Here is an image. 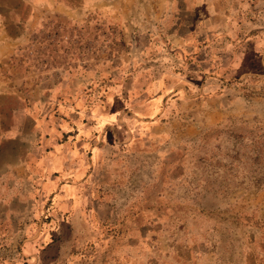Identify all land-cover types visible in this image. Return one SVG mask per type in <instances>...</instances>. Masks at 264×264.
<instances>
[{
    "label": "rangeland",
    "instance_id": "1",
    "mask_svg": "<svg viewBox=\"0 0 264 264\" xmlns=\"http://www.w3.org/2000/svg\"><path fill=\"white\" fill-rule=\"evenodd\" d=\"M121 3L124 20L118 19L119 25L136 24L145 32L148 23L161 24L166 0ZM208 4L218 13L219 23L231 18L233 9L241 8L245 14L242 20L250 25V32L244 35L250 34L251 42L245 47L242 64L250 76L243 82L246 86L239 103L221 111L219 102L217 112L213 101L233 97L207 90L210 83L233 84L236 75L223 77L224 63L211 73L209 67L200 66L202 74L200 68L194 74L195 67L188 61L187 68L177 62L170 64V82L162 85L160 81L164 88L154 105L157 113L161 101L165 109L162 114H149L147 108L157 97L149 95L140 101L139 111L133 109L123 116L127 120L138 117L139 123L133 129L115 130L132 139L118 144L114 151L131 156L99 160L89 198L101 206L91 207L87 213L107 219L91 222L95 237L78 242L70 233L61 232V219L53 223L48 218L55 210L52 198L35 186L37 201H43L28 215L38 218L30 223H12L9 240L0 236V264H29L36 258L41 264L69 263L83 258L77 249L87 248L102 249L110 257L121 251L132 252L138 264H264V0H208ZM150 14L157 18L149 19ZM120 29L114 21L105 23L97 18L66 21L48 17L16 57L17 66L25 73L26 87L32 91L28 97L47 93L59 84L80 85L83 76L92 79L88 74L99 71L105 60L136 55L126 39L138 34L145 43V38L141 32L124 33ZM259 35L258 56L254 50ZM142 53L139 46L137 54ZM145 72H140V81ZM102 83L87 79L88 87L75 105L65 107L70 102L66 97L60 99L57 150L91 141L90 137L75 138L74 126H83L82 122L91 127V136L103 134L94 111L101 106L108 113L115 112L111 108L114 101L109 100L110 87ZM140 83H136L138 90ZM170 90L172 94L162 104ZM132 99L134 95L129 93L115 105H132ZM159 124L164 126L157 127ZM83 147L88 150L89 146ZM106 152H113V147H107ZM35 230L41 232L39 237L47 233L46 238L26 241ZM29 247L36 249L34 257H27ZM129 257L123 256V262Z\"/></svg>",
    "mask_w": 264,
    "mask_h": 264
},
{
    "label": "crops",
    "instance_id": "2",
    "mask_svg": "<svg viewBox=\"0 0 264 264\" xmlns=\"http://www.w3.org/2000/svg\"><path fill=\"white\" fill-rule=\"evenodd\" d=\"M121 7V0H0V236L2 240H9L8 229L12 223H30V220L33 222L37 220L38 217L35 215H28L30 210L34 212L43 201L42 198L37 201L35 186H38L44 195L52 198L55 210L49 213L48 218L53 223L55 219H61V232L70 233V238L78 242L95 237L91 222L107 219V216L98 217L97 214L95 216L87 213V209L101 206V203L89 198L93 180L100 166L99 160L110 159L111 156H116L113 159L131 156L125 152L114 151L118 144H126L132 139L131 135L120 136L115 130L119 129L120 132L125 127L133 129L139 123L138 117L127 120L123 116L133 109L139 111L140 101L149 95H157L147 108L149 114L156 116L162 114L165 109L161 101L157 113L154 105L164 88L160 87V81L162 85L170 82L168 77L171 74L170 64L177 62L176 64L187 68L186 62H191L190 64L195 67L192 69L193 73L197 74L196 68L200 66L209 67L211 73L220 70V64L224 63L223 77L225 74L226 78L236 75L233 84L229 85L227 81L221 84L210 83L212 85L207 90L210 94L212 92L216 95L233 97L232 100L213 101L217 112L220 110L219 102L222 105L221 111L239 103V97L246 86L243 82L250 76V71L245 70L242 64L246 55L245 47L251 42L250 34L244 35L245 32H250V25L245 24V19L242 20L245 14L241 8L233 9L232 17L219 23V15L208 4V0H166L161 24L148 23L143 32L136 24L119 25L118 19L124 20L119 10ZM50 16L66 21H90L96 18L104 20L105 23L114 21L124 33L141 32V38H145L143 43L144 40L140 39L138 34L134 35V38L132 34L126 40L131 48L136 49V55L131 53L129 56H114L111 61L105 60L101 63L99 71L88 74L94 81H103L102 84L106 88L110 87L109 100L114 101L111 108H114L115 113H108L106 109L98 106L94 111V118L104 130L103 134L91 136L89 132L91 127L84 122H82L83 126L75 125V138L79 136L92 139L81 146L77 143V147H71L70 150L66 146L60 151L57 150L60 146L58 140L61 129L57 118L59 102L61 98L66 97V101L70 103L65 104V107L78 103L80 93L88 87L86 80L92 79L86 75L83 76L84 82L80 85L75 82L71 86L68 83L61 86L59 84L47 93H39L37 97L30 99L28 95L32 91L26 87L25 73L16 64L18 54L31 43L32 34ZM148 18H157V15L150 14ZM220 32L223 34L219 35ZM260 41L259 35L254 50V54L258 56L261 54ZM139 46L143 48L141 56L137 54ZM140 72L146 73V76L141 78L142 81L138 79ZM200 72L202 74V69ZM137 80L142 82L139 84L141 90H138ZM129 93L134 95L132 105H115V102L120 98L124 99ZM171 94L170 90L164 95L162 104ZM153 121L156 122L155 119ZM153 121L151 122L154 123ZM142 122L150 123L148 120ZM161 126L164 125H157V127ZM85 145L89 146L88 150L84 149ZM107 147H113V152H106ZM47 149H50V152H47ZM60 165L61 171L58 170ZM105 206L111 207L107 203ZM40 234L39 230H35L26 241L46 238L47 233L39 237ZM27 250L29 254L27 256L25 252L24 256L36 255V249L29 247ZM76 251H82V259L76 258L62 264H118L117 258L121 260L120 264H138L137 260L133 259L132 252L121 251L113 253L114 256L110 257L103 253L102 249L87 248ZM123 256H128L129 259L123 262ZM29 264L41 263H37L36 258L35 263Z\"/></svg>",
    "mask_w": 264,
    "mask_h": 264
},
{
    "label": "bare ground",
    "instance_id": "3",
    "mask_svg": "<svg viewBox=\"0 0 264 264\" xmlns=\"http://www.w3.org/2000/svg\"><path fill=\"white\" fill-rule=\"evenodd\" d=\"M142 134V133H141Z\"/></svg>",
    "mask_w": 264,
    "mask_h": 264
}]
</instances>
